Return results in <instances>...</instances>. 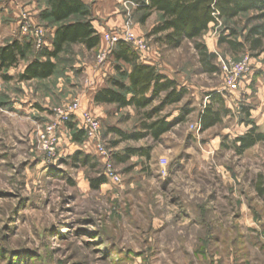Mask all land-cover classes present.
<instances>
[{"label": "rangeland", "instance_id": "rangeland-1", "mask_svg": "<svg viewBox=\"0 0 264 264\" xmlns=\"http://www.w3.org/2000/svg\"><path fill=\"white\" fill-rule=\"evenodd\" d=\"M121 1L124 28L118 31L145 40L148 50L141 58L184 85L187 94L164 107L160 97L140 111L91 108L100 117L111 170L120 180L106 178L93 190L89 180L104 175L101 158L90 155L95 169L72 161L75 152L63 129L54 155L39 150L37 136L53 118L50 109L79 101L77 95L93 86L87 80L92 73L82 65L94 63L97 72L106 67L96 86H108L109 78L118 79L114 59L99 64L101 46L95 52L68 46L52 77L21 82L19 74L39 51L34 48L17 67L1 70L0 264H264V141L241 155L234 146L252 127L264 134V40L261 51H250L244 41L261 22L243 14L167 48L163 35L150 34L161 17L139 9L138 2L146 0ZM231 30L230 38L245 44L242 51L219 43ZM19 33L20 26L4 16L0 4V47L21 40ZM196 44L205 48L202 54ZM202 56L216 72L204 71ZM246 57L248 71L226 87L225 68ZM4 75L11 79L4 81ZM209 93L222 95L227 113L202 131L199 121ZM146 112L152 113L148 123L163 119L170 130L157 140L148 133L123 140L111 130L143 133ZM126 150H149V159L137 154L123 162L111 158L124 157Z\"/></svg>", "mask_w": 264, "mask_h": 264}, {"label": "trees", "instance_id": "trees-1", "mask_svg": "<svg viewBox=\"0 0 264 264\" xmlns=\"http://www.w3.org/2000/svg\"><path fill=\"white\" fill-rule=\"evenodd\" d=\"M138 4L139 9L147 13L146 16L152 12H158L161 15L160 22L152 28L150 34L163 35L161 40L167 48H178L184 41L198 39L211 24L218 21H231L240 15L251 13L252 20L261 23L248 31L244 41L250 51L263 49L264 0H146L139 1ZM47 6V9L40 13L39 18L57 25L52 40V50L46 47L37 51L36 56L19 74L18 79L21 82L46 80L52 77L56 70V61L67 45H82L87 50H95L100 45V37L91 25V10L80 0H47ZM233 35L234 32L231 30L228 36L220 37L219 43L228 45L234 51H242L245 44L232 40L230 37ZM34 48L33 43L25 38L16 39L0 47V71L17 67L21 60L27 58L31 50H35ZM195 48L201 54V50L205 51L200 44H196ZM112 58L118 79H108V86L94 96L96 104L116 105L118 108L133 107L140 111L149 107L160 97L164 107L180 103L187 94V90L180 87L175 80L160 74L153 66L143 65L140 54L124 42L116 45ZM208 58L213 59L214 56H208ZM206 61L205 56H202L200 62L204 71L216 72L217 69ZM121 63L129 65L130 71L123 68ZM3 79L9 81L11 78L4 75ZM207 97L209 104L205 106L199 121L202 131L214 127L227 113L221 94L209 93ZM214 105L218 106V109H214ZM144 117L146 121L142 124L143 133L127 135L116 129L111 130L123 140H139L144 138L146 133L157 140L170 130V125L163 119L148 123L147 120L152 119V113L146 112ZM65 129L71 131L72 141L80 143L85 140L83 130L79 129L76 123L68 122ZM262 141H264V134L257 132L256 127H252L244 136L234 140V146L236 152L241 155ZM112 145H116V142ZM134 154L149 159V150H126L124 157L114 154L111 158L123 162L125 157ZM71 160L84 167L96 168V164L92 163L94 158L80 151L75 152ZM89 182L91 189L98 190L105 184L106 178L98 173V177L91 178Z\"/></svg>", "mask_w": 264, "mask_h": 264}, {"label": "built area", "instance_id": "built-area-1", "mask_svg": "<svg viewBox=\"0 0 264 264\" xmlns=\"http://www.w3.org/2000/svg\"><path fill=\"white\" fill-rule=\"evenodd\" d=\"M46 32L40 27L33 25L27 15H22L20 22V38H25L31 41L37 50H42L47 47ZM119 42H124L137 53H145L148 46L142 38L136 36L129 30L120 32L106 31L101 36V48L97 55V62L102 64L106 58L111 56ZM248 58H244L238 64H233L225 71L229 74L226 87H231L235 84L237 79L248 71ZM208 100V98H205ZM53 117L44 127L38 131L37 144L41 152L49 155H54L58 147V133L60 129H65L68 122L76 123L79 129L83 130L85 140L90 142L95 147L96 155L104 161L105 171L104 176L113 183H118L119 177L116 176L110 166V150L107 148L102 140V124L101 120L92 116L90 113L81 109L78 100L63 108H53L50 110Z\"/></svg>", "mask_w": 264, "mask_h": 264}, {"label": "crops", "instance_id": "crops-1", "mask_svg": "<svg viewBox=\"0 0 264 264\" xmlns=\"http://www.w3.org/2000/svg\"><path fill=\"white\" fill-rule=\"evenodd\" d=\"M84 5L88 6L91 10V25L93 29L96 31V33L100 37V45L97 49L95 50H87L85 49L84 46L82 45H67L68 46H76L81 48L85 52H95L97 51L100 46H101V36L104 32L106 31H118L124 28L123 26V20L122 17H125L122 15L123 12H121V8L125 7V3L122 2L121 0H80ZM124 1V0H123ZM0 4L2 7H4V16L6 18H10L15 22V25L17 28L20 26V20L22 15H27L29 21L36 26L42 27L46 31V44L47 48L49 50H52V40L55 34V27L57 25H53V29L47 28L43 22H48L47 20L43 21L39 18V15L41 12L47 9V0H0ZM161 15L158 12H152L150 15ZM158 21L157 23H159ZM119 32V31H118ZM65 47V48H66ZM141 62L143 65L147 66H153L151 62H149L146 59H141ZM123 67L126 66V70L130 71V66L127 64L121 63ZM113 72L115 64H113ZM79 66V65H78ZM84 66V69L90 74V77L87 78V80L90 82L91 87H88L87 91L82 92V94H78L77 98H79L80 101V107L83 111L89 112L91 115H94L95 117L99 118L100 117L95 114L94 111L98 112L99 111V106H103L106 104H96L94 102V96L95 94L100 91L103 88H106L107 86H96L98 85V82L100 81V76L103 70L106 69V67L102 68H95L98 70L95 71L93 70V67H96V64L93 63V67L91 66H85L84 64L82 65V68ZM25 67V66H24ZM128 67V68H127ZM78 68H81L78 67ZM162 75H165L171 80H174L171 76H168L167 74H164L163 72H159ZM71 76V75H70ZM176 81V80H175ZM177 82V81H176ZM180 87H184L181 83L177 82ZM84 90V89H83ZM205 98H208L207 96ZM97 106V107H95ZM94 110H92V109ZM50 109V108H49ZM97 109V110H96ZM51 110V109H50ZM66 134L69 137L70 145L72 152H77L80 151L84 154L87 155H96L95 147L93 146L92 143L87 142L86 140H83L82 142H74L72 141V136H71V131L69 129H64Z\"/></svg>", "mask_w": 264, "mask_h": 264}]
</instances>
